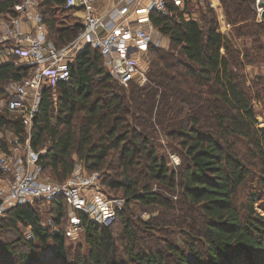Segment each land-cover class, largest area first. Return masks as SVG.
<instances>
[{"label": "trees", "instance_id": "trees-1", "mask_svg": "<svg viewBox=\"0 0 264 264\" xmlns=\"http://www.w3.org/2000/svg\"><path fill=\"white\" fill-rule=\"evenodd\" d=\"M166 1L171 16L151 12L149 19L167 39L168 48H149L144 84H118L107 73L99 51L86 47L68 64L67 81L52 87L43 80L39 110L32 120L30 146L39 153L42 173L48 171L58 183L72 175L76 160L85 174L100 173L111 161L117 163L119 173L113 177L99 174L106 192L124 199L113 224H94L79 214L82 245L71 246L64 233L67 207L62 197L15 205L0 217V264H169L162 250L139 248L143 241L124 217L130 201L169 208L167 199L152 190L153 184L179 188L185 201L198 207L205 219L197 238L202 241L200 248L190 247L192 258L166 245L165 251L177 264H238L241 252H262L264 217L253 203L246 206L236 201L250 176L241 147L264 157V128L257 127L249 99L233 71L240 66L239 54L229 39L216 32L215 14L206 0L203 5L187 0L184 11L177 10L173 0ZM19 2L0 0V19L16 16L13 9ZM37 2L49 41L60 47L76 36L79 23L62 24L56 18L58 12L71 14L65 0ZM253 3L223 0V9L234 34L252 39L253 61L264 62V19L255 21ZM30 71L22 63L0 64V84L19 81ZM203 92L206 98L200 103ZM6 96L0 89V98ZM159 113L169 120H183L163 130L180 147L183 159L178 170L168 166L151 144L153 119L163 127ZM130 114L136 126L128 120ZM0 131L21 140L26 136L20 116L5 108L0 109ZM0 142L5 148L6 141ZM257 186L264 199V171ZM45 218L58 228L56 233L42 224ZM117 221L124 256L116 251L112 226ZM27 227L33 240L21 234Z\"/></svg>", "mask_w": 264, "mask_h": 264}, {"label": "built area", "instance_id": "built-area-1", "mask_svg": "<svg viewBox=\"0 0 264 264\" xmlns=\"http://www.w3.org/2000/svg\"><path fill=\"white\" fill-rule=\"evenodd\" d=\"M94 1L65 0L66 9L82 13L81 28L72 40L60 47L46 39L37 0H20L13 9L16 16L0 19V64L22 63L31 68L27 77L0 88L7 94L0 100V109L20 116L26 130L23 140L8 131L0 136V141H6L5 148L0 142V217L18 204L62 197L67 207L64 233L69 239H76L82 231L79 214L94 224L110 226L124 199L107 193L97 172L81 174L74 169L63 183L44 180L39 153L30 146V130L39 110L42 82L46 80L54 87L57 82L67 81L68 64L84 48L92 47L99 51L107 73L118 84L127 86L130 81L144 84L147 80L144 63L149 61V48L162 46L154 36L155 30L160 32L152 26L149 15L155 12L171 16L166 0H149L145 6L141 0H117L104 14L95 12ZM206 1L215 14L216 32L229 39L231 23L225 17L222 1ZM173 3L177 10L184 11L187 0H173ZM252 10L256 22L262 21L264 0H254ZM135 15L141 16L131 20ZM22 23L28 28L23 29ZM42 224L54 233L58 231L50 218ZM26 229L24 237L33 240L30 228Z\"/></svg>", "mask_w": 264, "mask_h": 264}, {"label": "rangeland", "instance_id": "rangeland-1", "mask_svg": "<svg viewBox=\"0 0 264 264\" xmlns=\"http://www.w3.org/2000/svg\"><path fill=\"white\" fill-rule=\"evenodd\" d=\"M221 1L223 9V0ZM203 4L204 2L202 0L201 5ZM201 11L202 13H205L204 9ZM3 17L7 20L5 15ZM56 18L62 24H67L71 20V15L58 12L56 13ZM232 28L233 26L231 24L229 43L232 49L239 54L237 57L238 62H240V66L233 69V71L235 74H237L240 84L242 85V89L249 99L255 119L257 120V127L264 128V62L262 59L258 58H255V62L253 61L254 59L250 54L252 48V39L250 37L237 36L234 34ZM154 36L157 37V34ZM160 44L162 46L159 48H168L167 41ZM246 54L247 58L245 57ZM148 56H150L149 53ZM147 63L148 62L144 63V67H146ZM2 87H4V84H0V88ZM205 98L206 96L203 92V97H201L200 103L204 102ZM1 99L2 98H0V100ZM132 117L133 116L130 114L128 120L133 126H136ZM134 117L137 118V116ZM160 117L163 121V127L161 128V126L158 124V121L153 119L155 132L150 139L151 144L156 148L157 152L164 157L168 166L178 170L183 159L180 152V147L177 144V141L166 136L163 130H167L173 126V124L181 123L183 120L180 117L169 120V116L163 118L161 114ZM139 130H141V128H139ZM2 134H4V132L0 131V136ZM241 150L244 157V163L250 171V176L245 185L238 192V197L236 198L237 204L242 203L243 205L247 206L248 204L253 203L254 210L264 217V199L262 196H260V187L257 186V181L262 175V171H264V157L262 156V159L255 157L252 154V151H248L246 146L241 147ZM74 159L76 160V158ZM109 164H111L109 165V168L102 169V171H100L99 174H101L102 177H113L114 173H119L116 162L111 161ZM74 166V168L81 174H85L80 161L76 160ZM42 175L44 180L58 183L52 178V176H50L48 171H46L45 174L42 173ZM151 188L153 191H156L165 197L170 206L167 209L154 206L144 207L133 201H130L127 204L124 217L131 223L132 229L136 235L141 237V241H143L139 244V248H142V246H147L149 249L162 250L161 252L165 256V261L170 262L169 264H177V262L170 253L165 251L167 244L182 249L184 254L189 259L192 258L191 256L193 254L189 251L190 247L196 248V250H198L202 242L200 239L197 240V238L200 237L205 224V219L201 213V210L198 207L187 203L181 195V190L177 187L173 190H170L153 184ZM116 195L119 196L118 193H116ZM42 210L44 211L45 208H42ZM113 222L110 224V226L113 224ZM112 228L115 233L114 239L116 242V251L118 254L124 256V253L119 247V244L122 240L120 221L115 222ZM26 232V228L21 229L22 235H24ZM82 240V236L79 235L76 239H68V244L72 246L80 243V245H82ZM84 248L85 247L83 246L82 249L84 250ZM237 258L239 259L238 264H264V247L262 252H241ZM241 259H243L242 262L245 261V263H241ZM192 263L197 264L195 261Z\"/></svg>", "mask_w": 264, "mask_h": 264}, {"label": "crops", "instance_id": "crops-1", "mask_svg": "<svg viewBox=\"0 0 264 264\" xmlns=\"http://www.w3.org/2000/svg\"><path fill=\"white\" fill-rule=\"evenodd\" d=\"M148 1L149 0H141V4L145 6V5H147ZM116 2H117V0H95L93 7H94V10L97 14H104L109 8H111V6L115 5ZM78 13L80 14V16ZM70 15H71L72 22H77V23H79V25H81L80 21H81L82 13L79 10L71 11ZM137 16H141V15H135L132 17L131 20H135V18ZM22 28L27 29L28 28L27 24L22 23ZM155 34H157V39L159 40L160 43H162V42L164 43L165 41H167V39L165 37H163L161 34L157 33L156 30H155ZM79 235L81 236V232L78 234V236Z\"/></svg>", "mask_w": 264, "mask_h": 264}, {"label": "water", "instance_id": "water-1", "mask_svg": "<svg viewBox=\"0 0 264 264\" xmlns=\"http://www.w3.org/2000/svg\"><path fill=\"white\" fill-rule=\"evenodd\" d=\"M262 17L264 18V12H263V14H262Z\"/></svg>", "mask_w": 264, "mask_h": 264}]
</instances>
